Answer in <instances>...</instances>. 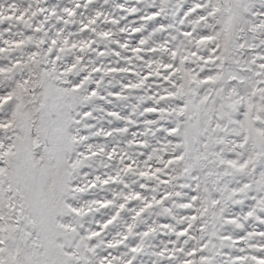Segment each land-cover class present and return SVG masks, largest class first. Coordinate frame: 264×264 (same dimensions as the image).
<instances>
[{
    "label": "snow or ice",
    "instance_id": "6c2138e0",
    "mask_svg": "<svg viewBox=\"0 0 264 264\" xmlns=\"http://www.w3.org/2000/svg\"><path fill=\"white\" fill-rule=\"evenodd\" d=\"M0 264H264V0H0Z\"/></svg>",
    "mask_w": 264,
    "mask_h": 264
}]
</instances>
